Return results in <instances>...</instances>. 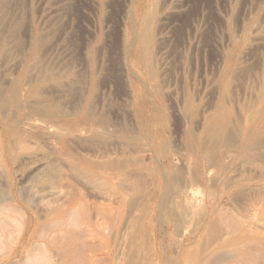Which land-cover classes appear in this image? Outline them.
<instances>
[{
  "label": "rangeland",
  "instance_id": "374dc122",
  "mask_svg": "<svg viewBox=\"0 0 264 264\" xmlns=\"http://www.w3.org/2000/svg\"><path fill=\"white\" fill-rule=\"evenodd\" d=\"M0 8V264H173L165 257L159 222L170 209L159 216L147 189L140 195L122 193L121 203L118 176L106 178L109 190L97 187L105 173L95 164L120 158L121 145L122 151L130 147L131 137L144 148L137 155L145 158L152 155L151 143L158 144L173 170L183 161L189 165L200 144L212 148L227 167L210 172L219 188L229 177L246 191L264 183V139L247 157L226 143L228 134L237 143L252 133L264 138V0H0ZM35 37H41L39 51H33ZM228 70L234 74L226 91ZM22 76L40 80L47 95L42 107L52 104L63 114L34 115L31 102L40 104L39 98L28 96ZM87 112L92 121L85 130ZM65 120L74 131L59 129ZM155 130L163 132L161 144ZM143 178L149 186V175ZM174 185L169 192L177 194ZM240 187L230 193L238 201L219 205L232 218L225 227L237 237L251 222L264 237V201L251 194L255 188L241 195ZM199 194L211 200L203 187ZM119 214L128 226L118 234ZM192 221L196 226L187 223L166 237L172 249L184 245L180 256L172 253L186 260L183 264L203 254L196 248L203 221ZM231 246L227 253L234 261L236 246ZM215 263L221 264H208Z\"/></svg>",
  "mask_w": 264,
  "mask_h": 264
},
{
  "label": "bare ground",
  "instance_id": "6f19581e",
  "mask_svg": "<svg viewBox=\"0 0 264 264\" xmlns=\"http://www.w3.org/2000/svg\"><path fill=\"white\" fill-rule=\"evenodd\" d=\"M132 1V0H131ZM132 8V7H131ZM1 9V8H0ZM168 14V13H167ZM132 15L130 14V17ZM9 17V16H8ZM133 17V16H132ZM131 17V19H132ZM43 18V17H42ZM262 18V16H261ZM130 19V18H129ZM134 19V18H133ZM148 19V18H147ZM135 22V21H134ZM137 24V23H136ZM133 25V24H132ZM152 25V24H151ZM150 26V25H149ZM241 26V25H240ZM234 27V26H233ZM256 27V26H255ZM14 29V28H13ZM135 29V28H134ZM133 29V31H134ZM238 29V28H237ZM255 29V28H254ZM1 30V28H0ZM136 30V29H135ZM239 31V30H238ZM2 32V31H0ZM140 32V31H139ZM195 32V31H194ZM136 33V31L134 32V34ZM39 34V33H38ZM37 34V35H38ZM140 34V33H139ZM47 35V34H46ZM141 35V34H140ZM235 35V34H234ZM238 35V34H237ZM8 36V35H7ZM34 37V36H33ZM39 37V35H38ZM35 37L33 38V51L37 50L41 44H39V39ZM44 39V38H43ZM135 39V38H133ZM55 40V39H54ZM134 41V40H133ZM141 41V40H140ZM140 41H138L140 44H142ZM6 42V41H5ZM42 42V41H41ZM135 42V41H134ZM7 43V42H6ZM133 44V42H131ZM137 43V42H136ZM145 43V42H144ZM143 43V44H144ZM13 44V43H12ZM39 44V45H38ZM43 44H46L45 42ZM98 44V43H97ZM146 44V43H145ZM144 44V45H145ZM10 45V44H9ZM19 45V44H18ZM133 46V45H132ZM130 46V48L132 47ZM263 46V45H262ZM42 47V45H41ZM89 47V46H88ZM3 49V48H2ZM87 49V48H86ZM91 49V48H90ZM138 49V47H137ZM145 49V48H144ZM254 49V48H253ZM6 50V49H5ZM10 50V49H9ZM130 50V49H129ZM256 50V48H255ZM254 50V51H255ZM39 51V49H38ZM191 51V50H190ZM251 52V51H250ZM249 52V53H250ZM256 52V51H255ZM4 53V51H3ZM11 53V52H10ZM42 53V52H40ZM127 53V52H126ZM145 53V52H144ZM1 54V53H0ZM37 55V54H36ZM41 54H39L40 56ZM97 55V54H96ZM35 56V55H34ZM147 56V55H146ZM240 57V55H238ZM257 56V55H256ZM238 57V58H239ZM42 58V57H41ZM251 58V57H250ZM258 58V57H257ZM37 59V58H36ZM240 59V58H239ZM85 60V59H84ZM97 60V59H96ZM38 61V60H37ZM92 61V60H91ZM156 61V60H155ZM57 62V61H56ZM192 62V61H191ZM190 62V63H191ZM241 62V61H240ZM255 62V61H254ZM164 63V62H163ZM236 63V62H235ZM46 64V63H45ZM13 65V64H12ZM98 65V64H97ZM187 65V64H186ZM49 66V65H48ZM132 66V65H131ZM192 66V65H191ZM1 67V66H0ZM44 68V67H43ZM131 68V67H130ZM147 68V67H146ZM150 68V67H149ZM165 68V67H164ZM253 68V67H252ZM36 69V68H35ZM64 69H67L64 67ZM169 69V67H168ZM239 69V68H238ZM243 69V68H241ZM31 70V69H29ZM191 70V69H190ZM254 70V69H253ZM34 71V70H33ZM72 71V70H71ZM151 71V70H150ZM192 71V70H191ZM236 71V70H235ZM240 71V70H239ZM246 71V70H245ZM133 72V71H132ZM193 72V71H192ZM153 73V72H152ZM248 73V72H247ZM192 74V73H189ZM233 74L232 71L230 72L229 70L226 71V78H225V90L227 91V89L229 88V85L231 83V80L233 78ZM239 74V73H238ZM241 74V72H240ZM239 74V75H240ZM74 75V74H73ZM237 75V74H236ZM243 75V74H242ZM1 76V75H0ZM190 76V75H189ZM193 76V75H192ZM235 76V75H234ZM23 77V76H22ZM74 77V76H73ZM162 77V76H161ZM243 77V76H242ZM24 78V82L25 84L28 86V90H27V94L28 96L34 97V98H39L38 102L40 103V101L42 100V97L45 98L46 101V97L47 95H43V89H42V83L40 82V80H38L37 78H31V76H27V77H23ZM48 78V77H47ZM164 79V78H163ZM103 81V79H102ZM162 81V80H161ZM249 81V80H248ZM59 82V81H58ZM8 83V82H7ZM61 83V82H60ZM59 83V84H60ZM64 83V82H63ZM62 83V84H63ZM76 83V82H75ZM101 83V82H100ZM143 83V82H142ZM165 83V82H164ZM185 83V82H184ZM241 83V82H239ZM102 84V83H101ZM193 84V83H192ZM166 85V84H165ZM163 86V85H162ZM171 86V85H170ZM19 87V86H18ZM25 87V86H24ZM48 88V87H47ZM198 88V87H196ZM186 89V88H185ZM51 90V89H50ZM48 91V90H46ZM53 91V90H52ZM170 91V89H169ZM200 91V90H199ZM242 91V90H241ZM256 91V90H255ZM210 92V91H209ZM145 93V92H144ZM161 94V93H160ZM233 94V93H232ZM16 95V94H15ZM145 95V94H144ZM149 95V94H148ZM186 95V93H185ZM184 95V96H185ZM212 95V94H211ZM95 96V95H94ZM183 96V95H182ZM235 96V95H232ZM14 97V95H13ZM55 97V96H54ZM30 98V97H29ZM27 98V100L29 99ZM56 98V97H55ZM33 99V98H32ZM31 99V100H32ZM48 99V98H47ZM52 99V98H50ZM59 99V98H58ZM207 99V98H206ZM187 100V99H186ZM198 100V99H196ZM242 100V99H241ZM44 101V102H45ZM228 101V100H227ZM256 101V100H255ZM34 102V104L32 103ZM31 104L32 109H33V114L37 115V116H43V117H48V118H52V117H56L60 114H63L60 109L52 104H49L50 106L47 107L46 104V109H44V107H42L41 103L40 104H35V100H32ZM207 102V101H205ZM214 102V101H213ZM229 102V101H228ZM259 102V101H258ZM55 103V102H53ZM182 103V102H181ZM221 103V102H220ZM26 104V103H25ZM79 104V103H78ZM90 104V103H89ZM95 104V103H94ZM130 104V103H129ZM230 104V103H229ZM236 104V103H235ZM61 105V104H60ZM88 105V104H87ZM210 105V104H209ZM214 104H212L213 106ZM92 106V105H90ZM203 106V104H202ZM219 106V110L220 111H224L222 104L218 105ZM250 106V105H249ZM72 107V106H71ZM246 107V106H245ZM11 108V107H10ZM64 108V107H63ZM68 108V107H67ZM84 108V105H83ZM90 108V107H89ZM138 108V107H137ZM93 109V108H91ZM201 109V108H200ZM199 109V110H200ZM187 110V109H186ZM230 110V109H229ZM76 111V110H75ZM81 111V110H80ZM91 111V110H90ZM158 111V110H157ZM228 111V110H227ZM74 112V111H73ZM73 112H64L65 116H69L70 115H74ZM96 112V111H95ZM151 112V111H150ZM166 112V111H165ZM189 112V111H188ZM214 112V111H213ZM81 113V112H80ZM228 113V112H226ZM131 114V113H130ZM213 114V113H212ZM215 114V113H214ZM239 114V113H238ZM7 115V114H6ZM5 115V116H6ZM84 115L87 117L89 116V113H84ZM223 115V114H222ZM221 115V116H222ZM234 115V114H233ZM20 117V116H19ZM63 117V116H61ZM194 117V116H193ZM244 117V116H243ZM232 118H234L232 116ZM8 119V118H7ZM90 118H84V122L83 124L86 126V128L84 127V129H88V125H91V121L89 120ZM236 119V118H235ZM240 120V119H239ZM38 121V120H37ZM135 121V120H134ZM160 121V120H159ZM210 121V120H209ZM235 121V120H234ZM94 122V121H93ZM166 122V121H165ZM218 122V121H215ZM242 122V121H241ZM95 123V122H94ZM208 123V122H207ZM206 123V124H207ZM59 124V123H58ZM63 124V123H62ZM73 123L69 120H65L64 125L62 126H58L59 129L61 130H72L74 131L75 129L72 127ZM75 124V123H74ZM185 124V123H184ZM202 124V123H201ZM222 124V123H221ZM253 124V123H252ZM96 125V124H95ZM94 125V126H95ZM208 125V124H207ZM206 125V126H207ZM211 125V122L210 124ZM23 126V125H22ZM101 126H103V124L101 123ZM100 126V127H101ZM26 127V126H25ZM253 127V126H252ZM21 128V127H20ZM23 128V127H22ZM29 128V127H27ZM206 130H213L211 127H204ZM3 129V128H2ZM32 129V128H31ZM24 130H26L24 128ZM81 130V129H80ZM216 130V128L214 129ZM226 130V128H225ZM229 130V129H228ZM262 130V129H261ZM23 131V130H22ZM31 131V130H30ZM157 131V132H156ZM224 131V130H223ZM243 131V130H242ZM29 132V131H28ZM155 134L153 135L156 136V138L159 140V143L161 144L163 142V132L161 130H155ZM195 132V131H194ZM246 132V130H245ZM262 132V131H261ZM35 133V132H34ZM33 133V134H34ZM133 133V132H132ZM228 133V132H227ZM226 133V134H227ZM243 133V132H242ZM151 134V133H150ZM149 134V135H150ZM211 134V133H210ZM209 134V135H210ZM172 135V134H170ZM246 135V134H245ZM260 135L263 134H256V133H252V134H248L246 137H242L241 139H244L245 141L242 143H237L232 141V139L229 136V134L227 135V140L226 143H228L229 145H234L235 147L238 148V152L240 154V156H244L247 157L248 154V150L252 147H256V145L259 143L260 140H263L264 138L260 139ZM73 136V135H72ZM101 136V135H100ZM211 136V135H210ZM28 137V136H27ZM263 137V136H262ZM105 138V137H104ZM107 138V137H106ZM111 138V137H110ZM24 139V138H23ZM57 139V138H56ZM149 139V138H148ZM224 139V138H223ZM222 139V141H223ZM115 140V139H114ZM153 140V139H152ZM169 140V139H168ZM185 140V139H184ZM213 140V139H212ZM235 140V139H234ZM67 141V140H66ZM104 141V140H103ZM108 141V140H107ZM112 141V140H110ZM126 141V140H125ZM154 141V140H153ZM152 141V142H153ZM171 141V140H170ZM87 142V141H86ZM105 142V141H104ZM124 142V141H122ZM176 142V140H175ZM199 142V141H198ZM213 142V141H212ZM69 143V142H68ZM100 143V142H99ZM114 143V142H113ZM125 143V142H124ZM130 143L132 145H129L130 147H124V150L122 151V145H121V151L119 152V154L121 155L120 158L117 159H104L99 161L98 163L95 164V166L99 169L102 170L103 173V178L101 182V185L97 184L100 187V190L102 188V186L105 189V186L107 188V190H109V182H107V177H113L115 178L116 176H118L121 182L119 183L118 188L114 191H116V193H121L123 200L119 199V196H117L118 200L121 201V203L124 201V199H126V197L122 194H130V192H132L135 195H140L142 192H144L143 190L146 191V189L148 190L147 193L151 196L150 200H157V205L155 206L157 211H159V216L162 210L164 209H170L168 211L167 214V218L165 219H160L159 222H161V231L163 232L164 235V241L161 240L162 242H164L165 244V257L167 256L168 259L171 260V263L173 264H183L182 262H185L184 260L181 262V259H174L172 257V253H178L180 256V253L184 247L183 244H181L177 249H175L176 251H174V249H172V246L168 245L166 242V237L169 236V230H172L171 233L177 232L178 230H180V228H183V225L187 224V223H191L192 226H196L195 224L193 225V219H198V221H203V223L201 224V227L203 229V233H201L199 236H197L196 238H198V242L196 243V248H198L199 250L202 251L203 254L198 255L195 254V257H190L192 258V260L187 257L189 260V263L187 264H208L211 262H215L218 261L221 264H232L235 263L236 264H264V237H260L259 233L256 232L255 230H253V225L250 222V224H248L244 229H242V233L240 234V236L238 235L236 238L234 236H230V229H228L229 227H225L227 223H229V221L232 220L231 217L228 216V214L226 213L225 209L223 207L220 206H224L227 205L228 202H231L232 200H237L235 199V197H231V189L233 187L239 188L240 185H242L241 181H235V179H231L229 177V180H223L221 183L220 182V188L217 187V181L216 178L210 177V172L213 170L217 171V174L219 172L222 171H226L227 167L224 165L223 160L221 159L220 156L218 155H214V150L212 148L206 147L204 144H200L201 145V149L199 150V152L196 154V156H192L190 158V162L189 165H187L186 163H184L183 159L184 157H181L180 155H178V152L175 151V153H177L176 155L180 156L181 160L183 161L181 167H178L177 170H173V165H172V161H170L168 159L169 154H162V150H160V148L158 147V144H153L151 143V151H152V155L150 158H145L143 156H139L137 154H139L140 152H143L142 150L144 148L139 147L138 144H135V139L134 138H130ZM129 143V144H130ZM155 143V142H154ZM105 144L107 145V142H105ZM111 144V143H110ZM164 144V143H163ZM71 145V144H70ZM126 145V143H125ZM142 145V144H141ZM140 145V146H141ZM218 145V144H217ZM108 146V145H107ZM160 146V145H159ZM173 146V145H172ZM179 146V145H178ZM75 147V146H73ZM116 147V146H115ZM174 147V146H173ZM61 148V147H60ZM107 149L109 147H106ZM117 148V147H116ZM142 148V150H141ZM192 148V147H191ZM233 148V146L231 147ZM71 149V148H70ZM111 149V148H109ZM258 149V148H257ZM105 150V149H104ZM146 150V149H145ZM148 150V148H147ZM175 150V149H174ZM230 150V149H229ZM259 150V149H258ZM108 152H110L109 150H107ZM263 151V150H262ZM261 151V152H262ZM78 152V151H77ZM115 151L113 150V153ZM145 152V151H144ZM254 152V151H252ZM107 153V152H106ZM105 153V154H106ZM112 153V154H113ZM260 153V151H259ZM101 154V153H100ZM99 154V155H100ZM104 154V151H103ZM105 154L103 156H105ZM108 155H111L108 153ZM238 155V154H236ZM96 156V155H95ZM107 156V155H106ZM105 156V157H106ZM97 157V156H96ZM104 157V158H105ZM110 157V156H109ZM165 157L167 159H165ZM108 158V156H107ZM171 158V157H170ZM95 160V159H94ZM168 160V162L166 161ZM230 160V159H229ZM255 160V159H254ZM257 160V159H256ZM91 161V160H90ZM198 161L201 163V166L199 165L195 167V164L198 163ZM241 161V160H240ZM188 162V161H187ZM242 162V161H241ZM244 162V161H243ZM248 162V161H247ZM255 162V161H254ZM253 162V163H254ZM262 162V161H261ZM92 163V162H91ZM240 163V162H239ZM238 163V164H239ZM94 164V163H93ZM255 164H259V163H255ZM261 164V163H260ZM245 165V164H244ZM254 165V164H253ZM255 166V165H254ZM262 167V165H259ZM95 167V168H96ZM238 167V166H237ZM260 167V168H261ZM264 167V166H263ZM252 170L254 169V167H251ZM259 168V167H258ZM234 169V168H233ZM100 170V172H101ZM238 170V169H237ZM240 170V169H239ZM85 171V170H84ZM232 172V171H231ZM240 172H244V171H240ZM258 172V171H257ZM144 173L149 175L150 177V184L152 186H148V181L146 179V181H144ZM237 174V172H236ZM234 174V175H236ZM239 174V173H238ZM252 174V173H251ZM86 175V174H85ZM221 175V174H220ZM227 175V173H226ZM229 175V174H228ZM233 175V176H234ZM257 176V173H256ZM255 176V177H256ZM247 177V176H246ZM252 177V176H251ZM254 177V175H253ZM238 178V177H237ZM249 178V177H248ZM259 178V177H258ZM263 178V177H262ZM95 179V178H94ZM227 179V178H226ZM242 179V178H241ZM100 179H98L97 181H99ZM114 180V179H113ZM261 180V179H260ZM125 181H130V185L127 184V186H129V188H127V186L123 183ZM97 182V183H100ZM208 183H211L210 186H208ZM163 184L164 189L161 190V185ZM174 184H177L174 185ZM108 185V186H107ZM175 186L179 189V191L177 192V194H172L175 192H169L170 187L172 188V186ZM243 186V185H242ZM249 186V185H248ZM111 187V186H110ZM201 187H203L204 189H206L208 191V196L209 199H211L209 202L207 201V198L201 197V195L199 194ZM252 188H255L254 191L251 193L255 196V198L258 199H263L264 201V183H258L256 185L251 186ZM251 187L247 188V191L249 192L250 189H252ZM112 188V187H111ZM112 188V189H113ZM241 189H239L238 191L239 194L243 195L244 192H247L245 189H243L242 187H240ZM110 189V190H112ZM174 189V188H172ZM106 190V191H107ZM104 192V191H102ZM110 192V191H109ZM113 192V190H112ZM107 193V192H106ZM114 193V194H116ZM131 193V194H132ZM226 194V195H225ZM235 194L237 195V192H235ZM233 194V196L235 195ZM249 194V193H248ZM221 195H225V199L221 197ZM111 197V196H110ZM113 197H115L113 195ZM252 197V196H251ZM121 198V197H120ZM237 198V197H236ZM254 198V197H253ZM223 199V200H222ZM246 199V198H244ZM250 199V198H249ZM240 200V199H239ZM251 200V199H250ZM233 201V202H234ZM238 201V200H237ZM113 202V201H112ZM258 202V201H257ZM125 203V202H124ZM252 203V202H251ZM256 203V202H255ZM262 203V202H261ZM113 204V203H112ZM231 204V203H230ZM120 205V204H119ZM127 205V203H126ZM220 205V206H219ZM241 205V203H240ZM130 206V205H129ZM253 206V204H252ZM82 207V206H81ZM225 207V206H224ZM227 207V206H226ZM235 207V206H233ZM112 208V205H111ZM113 208L115 209L116 207ZM112 208V211H113ZM236 208V207H235ZM239 208V207H238ZM178 209V210H177ZM231 209V207L229 208ZM241 209V207H240ZM243 209V208H242ZM117 210V209H116ZM244 210V209H243ZM251 210V209H250ZM249 210V211H250ZM253 210V209H252ZM108 211V209L106 210ZM120 210H117V212ZM230 212V211H229ZM246 212V211H245ZM251 212V211H250ZM121 213V212H120ZM124 213V212H123ZM237 213V212H236ZM240 213V212H238ZM125 214V213H124ZM133 214V213H132ZM126 215H129V211ZM230 215V214H229ZM241 215V214H240ZM63 216V215H62ZM61 216V217H62ZM119 216L118 218H120V214L117 215ZM159 216L157 217V219L159 218ZM59 217V216H58ZM112 217V216H111ZM124 217V216H123ZM244 217V216H243ZM263 217V216H261ZM126 220H123L122 217L120 218V220H118V223L115 224V226L117 225L116 231L119 234L118 230L120 231H124V229H126V224L128 226L127 223V218L124 217ZM162 218V217H161ZM259 218V217H257ZM59 219V218H58ZM240 219V218H239ZM263 219V218H262ZM101 220V219H100ZM130 221V218L128 219ZM238 220V219H237ZM102 221V220H101ZM128 221V222H129ZM234 221V220H233ZM241 221V220H240ZM254 221V220H253ZM65 222V221H64ZM156 222V221H155ZM235 222V221H234ZM254 222H258V221H254ZM232 223V221H231ZM241 223V222H240ZM60 224V223H59ZM234 224V223H233ZM254 224V223H253ZM188 225V224H187ZM242 225H243V221H242ZM62 226V225H61ZM123 226V227H122ZM186 226V225H185ZM184 226V228H186ZM232 226V225H231ZM255 226H259L258 224ZM199 227V226H198ZM189 228V226H188ZM236 230V229H235ZM113 231V230H112ZM120 231V232H121ZM183 231V230H182ZM85 232V230H84ZM72 233V232H71ZM195 232L192 231L190 232V234L192 235H188V240H191V238L194 236ZM198 233V232H196ZM235 233V232H234ZM238 234L240 233L237 232ZM69 234V233H68ZM236 234V233H235ZM234 234V235H235ZM58 235V234H57ZM63 235V234H62ZM61 235V236H62ZM67 235V234H66ZM65 235V236H66ZM80 235V234H79ZM95 235V234H94ZM120 235H122V233H120ZM119 235V236H120ZM207 235L208 239L205 242H202V239L204 238V236ZM232 235V234H231ZM87 236V235H86ZM149 236V235H148ZM40 237V235H39ZM56 237V236H55ZM163 237V236H162ZM65 238V237H64ZM119 238V237H118ZM113 239V238H112ZM115 239V238H114ZM176 239V238H175ZM194 239V238H193ZM58 241V240H56ZM63 241V240H62ZM52 242V241H51ZM68 242V240H67ZM53 243V242H52ZM118 243V242H117ZM180 243V242H179ZM194 243V241H193ZM32 244V242H31ZM108 244V243H107ZM192 244V243H191ZM195 244V243H194ZM36 245V243H35ZM34 245V246H35ZM87 245V244H86ZM119 245V244H118ZM117 245V246H118ZM233 246L235 245L236 247V256H235V260L231 261V258H229V255L227 253V249L229 246ZM32 246V245H31ZM37 246V245H36ZM94 246V245H93ZM96 246V245H95ZM195 246V245H194ZM231 246V247H232ZM102 247V246H101ZM35 248V247H34ZM89 248V247H88ZM117 248V247H116ZM139 248V247H138ZM194 248V249H196ZM97 249V248H96ZM100 249V248H99ZM115 249V248H114ZM197 249V250H198ZM196 250V253H197ZM234 250V249H233ZM29 251V249H28ZM38 251V249H37ZM41 251V250H40ZM92 251V250H91ZM115 251V250H114ZM191 251V250H190ZM195 251V250H194ZM108 252V251H107ZM111 252V251H110ZM120 252V251H119ZM117 252V253H119ZM199 252V251H198ZM42 253V252H41ZM193 253V252H192ZM234 253V252H233ZM98 254V253H97ZM120 254V253H119ZM183 254V253H182ZM194 254V253H193ZM235 254V253H234ZM44 255V254H43ZM192 255V254H191ZM107 256V255H106ZM117 256V255H116ZM119 256V255H118ZM133 256V254H132ZM183 256V255H182ZM185 256V255H184ZM183 256V258H184ZM188 256V255H187ZM186 257V256H185ZM105 258V257H103ZM133 258V257H132ZM136 257H134L135 259ZM167 259V258H166ZM106 260V259H105ZM60 261V260H59ZM120 261V259H119ZM132 261V260H131ZM110 262V261H109ZM167 262V261H166ZM188 262V261H187ZM106 263V262H105ZM48 264V263H46ZM55 264V263H54ZM168 264V263H166ZM186 264V263H185ZM216 264V263H215ZM218 264V263H217Z\"/></svg>",
  "mask_w": 264,
  "mask_h": 264
}]
</instances>
